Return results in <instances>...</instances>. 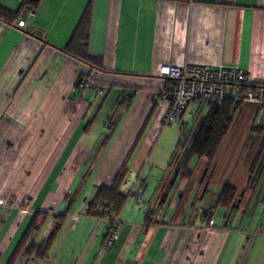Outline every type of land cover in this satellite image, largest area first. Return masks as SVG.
I'll use <instances>...</instances> for the list:
<instances>
[{
    "label": "crops",
    "instance_id": "obj_1",
    "mask_svg": "<svg viewBox=\"0 0 264 264\" xmlns=\"http://www.w3.org/2000/svg\"><path fill=\"white\" fill-rule=\"evenodd\" d=\"M22 1L0 0V6L17 12ZM88 7V51L103 59L104 71L63 52ZM20 20L27 22L23 29L17 27ZM185 64L242 68L264 84V0H41L13 24L0 21V264H8L38 213L48 217L40 219L41 230L14 264H264V231L233 235L226 220L213 222L214 215L197 227L156 217L158 223L146 225V215L135 222L121 213L118 239L106 248L107 220L90 214L99 190L113 184L135 142L120 192L135 201V190L145 188V167L155 147L141 136L154 115L159 119L164 113L157 97L172 86L159 69ZM80 76L104 87L106 95L77 89ZM126 90L134 92L133 98L118 113L103 147ZM204 106L209 114V105L197 102L179 119L195 107L190 116L200 121ZM235 119L248 122L247 131L251 127L247 144L239 146L249 148L240 158L246 167L238 170L235 159H216L205 183L214 184L215 172L226 171L221 193L230 186L239 196L224 208L229 212L242 209L247 195L248 201L257 196L251 204H264V109L240 106ZM167 178L145 203L150 211L158 198L160 203L171 199ZM181 178L182 188L192 180ZM76 194L47 257L27 255L32 242L46 240L55 217L66 214Z\"/></svg>",
    "mask_w": 264,
    "mask_h": 264
},
{
    "label": "rangeland",
    "instance_id": "obj_2",
    "mask_svg": "<svg viewBox=\"0 0 264 264\" xmlns=\"http://www.w3.org/2000/svg\"><path fill=\"white\" fill-rule=\"evenodd\" d=\"M112 98L109 100L111 102ZM159 104L161 108L165 106L164 113L159 117L157 114L154 115V118L149 121L142 134L141 138H148L150 141H153L155 147V152L153 153L152 161L149 165L145 167L144 181H146L145 192L146 195L142 196V202L140 205L131 198L127 202L122 213H127L129 218L132 221H138V217L141 219L150 211L149 206L145 204L149 196L153 191L159 187V184L168 177L166 168L170 161L172 154L175 152L178 143L183 140V138H188L185 149L180 151L176 156L174 166L172 171L169 173V177L165 181V188L172 191L171 199L167 203L158 202L154 206V211H156V218L164 220L168 223L179 222L180 225L190 223V225H196L197 227L202 225L201 217L205 212H213L212 209H218L214 213L213 222L217 223L218 221L226 220V225L231 229L233 235H251L257 231H264V204L260 203L259 206H256L254 203L251 204L252 200L257 196H251L248 201L249 195L244 196L242 209L232 208L230 212L226 209L218 206V201L221 193V183L225 176V170H218L214 174L215 183L206 186L205 183L210 180V174L212 170V164L204 162L203 158H196L192 164L193 177L192 180H185L184 186L179 187L181 182L180 166L185 158L186 152L191 148L193 139L198 130V124L201 122L202 117L208 114V107L202 108V117L200 121L196 119L193 120V117L190 116L193 114L194 108L191 107L185 115V118L178 119L173 125H163V118L166 114L168 108V102L160 100ZM188 123V124H187ZM186 124V125H185ZM260 124V119L257 121L256 126ZM249 125L246 121H239L235 119L234 129L230 131V134L225 139L221 148L219 149L217 160L220 158L234 160L235 166L237 162H240L238 165V170L245 169L246 164L245 160L242 161L241 156L245 158L247 153H243V147H239L240 144L245 146L247 144L248 138H250L251 127L246 130V126ZM252 125V124H250ZM185 126L187 128H185ZM246 133V135H245ZM237 135V136H236ZM245 135V136H244ZM232 141V142H231ZM231 142V146H226ZM249 152V148H245ZM264 154V152H263ZM153 165L157 168H153ZM227 165H225L226 167ZM127 177V176H126ZM126 179V178H125ZM125 182V180H124ZM123 182V183H124ZM123 185V184H122ZM172 187V188H169ZM179 189L176 193V189ZM140 188L135 190V193L138 192ZM175 195V196H174ZM239 196H236L238 200ZM248 201V202H247ZM232 207V206H231ZM230 207V208H231ZM240 207V208H241ZM152 211L153 213H155ZM146 213V214H145ZM228 214L227 219L224 218ZM123 223H126L125 218H123ZM121 230V225L118 229L117 236H119Z\"/></svg>",
    "mask_w": 264,
    "mask_h": 264
},
{
    "label": "trees",
    "instance_id": "obj_3",
    "mask_svg": "<svg viewBox=\"0 0 264 264\" xmlns=\"http://www.w3.org/2000/svg\"><path fill=\"white\" fill-rule=\"evenodd\" d=\"M41 0H23L21 6L17 12H11L0 6V21H3L7 24H13L17 21L23 11L25 10H35L39 6ZM91 29V17H90V8L88 7L83 14L75 32L73 33L71 40L63 49V52L78 61L86 64L91 69L98 71H104L103 59L101 57L93 56L88 51V41L89 34ZM91 80L90 77L80 76L79 81ZM92 81V80H91ZM123 94V93H122ZM134 95V94H133ZM133 95L126 96L122 100L119 99L117 110L115 111L112 118L109 120L108 134L103 141L102 146L104 147L109 141L113 130L115 129L117 120L119 119V112L127 107ZM209 105V114L204 118L202 124L200 125L196 135L193 139L191 148L186 152L185 158L180 166V175L183 178L190 179L193 177L192 164L196 158H204L209 163H212L216 160L221 144L227 134L229 133L235 119V115L239 107L232 105L231 103H226L220 107L214 105L211 102H204ZM189 138V137H188ZM188 138H183L177 147L175 152L172 155L171 162L169 166L171 167L175 160L176 156L185 149L186 142ZM137 142L133 145L130 152L128 153L124 163L120 167L113 184L110 187H102L90 209V214L98 218H106V212L111 215L120 216L123 212L128 198L121 194L120 188L123 184L127 173H128V162L129 159L135 150ZM78 194L73 197L65 215H58L55 217V225L53 226L50 234L42 244L31 243L27 249V255L32 256L36 255L38 259H44L47 257L52 245L54 244L58 234L60 233L61 227L64 220L67 217V214L70 212L73 204L76 202ZM236 202L235 190L230 186H226L221 193L218 201V206L222 208L229 209ZM213 212H205L201 220H205L207 217L213 216ZM47 219V214L38 213L34 216L32 222L26 229L22 239L20 240L17 249L10 258L8 264H14L21 251L26 246L27 241L30 239L33 233H37L41 230L43 225L40 224V219ZM146 225L156 224L159 220H155V213L149 211L146 214L145 219Z\"/></svg>",
    "mask_w": 264,
    "mask_h": 264
},
{
    "label": "built area",
    "instance_id": "obj_4",
    "mask_svg": "<svg viewBox=\"0 0 264 264\" xmlns=\"http://www.w3.org/2000/svg\"><path fill=\"white\" fill-rule=\"evenodd\" d=\"M27 22L20 20L18 28H25ZM159 76L171 82V88L159 94L157 99L167 101L168 108L163 118V125H173L186 111L188 106L197 102H211L220 107L231 103L236 107L253 105L264 109V84L252 81L245 69L231 66L211 67L197 64H185L181 67L164 65L159 69ZM76 88L85 92H94L98 97L106 95L107 90L91 80L79 81ZM133 95V91H124L120 100ZM185 128H187L185 126ZM144 188L134 199L138 205L142 202ZM108 228L105 234L106 248L118 239L117 232L121 225L119 216L105 213Z\"/></svg>",
    "mask_w": 264,
    "mask_h": 264
},
{
    "label": "water",
    "instance_id": "obj_5",
    "mask_svg": "<svg viewBox=\"0 0 264 264\" xmlns=\"http://www.w3.org/2000/svg\"><path fill=\"white\" fill-rule=\"evenodd\" d=\"M36 1H38V0H36Z\"/></svg>",
    "mask_w": 264,
    "mask_h": 264
}]
</instances>
